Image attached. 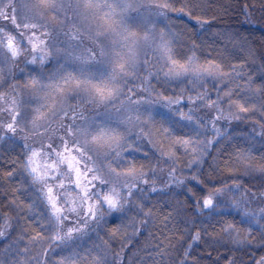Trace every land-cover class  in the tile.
<instances>
[{
  "label": "snow or ice",
  "instance_id": "6c2138e0",
  "mask_svg": "<svg viewBox=\"0 0 264 264\" xmlns=\"http://www.w3.org/2000/svg\"><path fill=\"white\" fill-rule=\"evenodd\" d=\"M264 0H0V264H264Z\"/></svg>",
  "mask_w": 264,
  "mask_h": 264
},
{
  "label": "trees",
  "instance_id": "16d2710c",
  "mask_svg": "<svg viewBox=\"0 0 264 264\" xmlns=\"http://www.w3.org/2000/svg\"><path fill=\"white\" fill-rule=\"evenodd\" d=\"M225 3H228L229 0H224ZM221 27L230 28L232 31L239 32L242 36L249 37L251 44H259L264 40V29L260 27L258 21H254L252 25L244 23L243 17L237 18L233 16H226L224 22L221 24Z\"/></svg>",
  "mask_w": 264,
  "mask_h": 264
}]
</instances>
